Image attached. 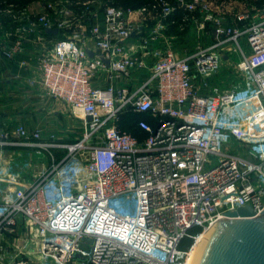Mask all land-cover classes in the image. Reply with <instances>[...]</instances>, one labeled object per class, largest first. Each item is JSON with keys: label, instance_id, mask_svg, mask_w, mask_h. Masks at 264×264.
I'll use <instances>...</instances> for the list:
<instances>
[{"label": "built area", "instance_id": "obj_1", "mask_svg": "<svg viewBox=\"0 0 264 264\" xmlns=\"http://www.w3.org/2000/svg\"><path fill=\"white\" fill-rule=\"evenodd\" d=\"M50 1L12 15L0 53L17 61L36 46L44 92L81 110L84 131L65 140L25 123L0 129V264H190L226 212L264 210V4L228 15L214 0H161L151 27L147 7L107 5L67 34L86 13ZM179 8L200 30L210 23L215 41L188 56L152 47L163 39L158 18ZM232 57L231 86L206 92L199 78ZM128 110L148 116L138 121L144 137L120 128ZM8 150L37 151L49 165L26 179L10 169Z\"/></svg>", "mask_w": 264, "mask_h": 264}, {"label": "crops", "instance_id": "obj_2", "mask_svg": "<svg viewBox=\"0 0 264 264\" xmlns=\"http://www.w3.org/2000/svg\"><path fill=\"white\" fill-rule=\"evenodd\" d=\"M243 7V3H239L234 8L240 10ZM137 39L134 36L131 41L136 42ZM35 47L31 45L20 54L19 62L10 61L0 53V63L6 62L0 64V128L12 129L18 123H25L30 128H40L44 136L54 134L65 139L68 132L74 131L70 128L76 127L75 120L67 122L68 104L44 92ZM29 79L35 83L31 85Z\"/></svg>", "mask_w": 264, "mask_h": 264}, {"label": "rangeland", "instance_id": "obj_3", "mask_svg": "<svg viewBox=\"0 0 264 264\" xmlns=\"http://www.w3.org/2000/svg\"><path fill=\"white\" fill-rule=\"evenodd\" d=\"M45 0H21L22 4H18L17 6L13 5L12 7H8L5 9V11H2L0 13V40H3L6 38V36H10L12 34L15 23L13 22L12 15L17 14L21 9L27 8L29 10L40 11V7L43 4ZM50 1V0H49ZM99 1V0H98ZM97 1V2H98ZM236 1V3H235ZM248 0H222L218 2V5H226L224 8V11L231 15L234 13L235 9L234 7L239 3H247ZM250 1V0H249ZM51 2V1H50ZM93 3L96 5L97 10L100 9L98 3ZM251 2H255L254 0H251ZM24 3V4H23ZM236 4V5H235ZM251 3L245 4L246 7H248ZM36 6V7H33ZM244 6V5H243ZM36 8V9H32ZM75 17H77V13L74 14ZM225 18L226 15L222 14ZM74 19V18H73ZM163 19L162 17H159L158 20ZM86 20V19H85ZM85 20L82 19V21L79 22H73L72 27L67 29V34H70L71 32H81L83 30V27L81 25H85ZM79 23V24H78ZM82 23V24H81ZM78 24V26H76ZM164 28L162 30V38H158L156 41L153 42V46L163 48L167 44H170L174 49L179 53L181 56H188L190 55L195 47L201 43L208 46L209 44L213 43L215 41V38L213 36L212 25L210 23H205V28L203 30H200V24L197 23H191L189 30L186 34L182 35H175V32L183 30V26H179L177 24H166L163 23ZM168 30L171 31L170 34H168ZM151 47V46H150ZM231 57V56H230ZM234 63V57L229 58L228 62H225L223 64V68L221 71L217 72L214 75H211L209 77H200L198 82H205L207 85L205 86L206 89H204L206 92H209L210 89H212L216 84H220L221 87H229L235 80L234 76H232L231 71V65ZM6 64L5 61H1L0 63ZM204 83V84H205ZM70 112L68 114V120L67 122H72V120H75L76 127H71L69 125H66L67 128L73 129L74 131L67 134L65 140H73L78 137H81L83 134V129L80 127L82 125L81 120L79 118H75L76 116L83 117V112L79 109H75L74 107H69ZM79 121V122H78ZM1 129V128H0ZM64 139V138H63ZM37 151H31L26 153V151H20V150H8L6 151V157L7 160L10 161V169L13 172H19L23 177L26 179H33L35 176L39 175V173L43 170L44 167L49 165V159L50 157L44 158V160H39V154H37ZM49 156V155H48ZM51 162V161H50ZM32 163V164H31ZM35 251V249H33Z\"/></svg>", "mask_w": 264, "mask_h": 264}, {"label": "water", "instance_id": "obj_4", "mask_svg": "<svg viewBox=\"0 0 264 264\" xmlns=\"http://www.w3.org/2000/svg\"><path fill=\"white\" fill-rule=\"evenodd\" d=\"M204 234L193 264H264V210L257 213L252 205L240 206Z\"/></svg>", "mask_w": 264, "mask_h": 264}, {"label": "trees", "instance_id": "obj_5", "mask_svg": "<svg viewBox=\"0 0 264 264\" xmlns=\"http://www.w3.org/2000/svg\"><path fill=\"white\" fill-rule=\"evenodd\" d=\"M100 2L98 3L100 9L97 10L96 6L89 5L88 8L87 6L83 5L82 2H79V0H69L68 6L73 9L76 13L78 14H84L89 11H98L99 18L101 19L103 17L104 10L107 5H114L117 7H123V8H132V9H137L140 7H147L148 10L146 12V25L148 27L153 26L157 22V16L160 14L163 4L161 0H99ZM171 3H175V0H168ZM216 2L222 1V0H214ZM255 2H251V0L247 1V3H256L257 5H262L264 4V0H254ZM18 4H22L21 0H0V13L2 11H5L6 8L10 6H17ZM24 4V3H23ZM250 5V4H249ZM22 10V9H21ZM20 10V11H21ZM89 10V11H88ZM186 11L183 8H179L176 12L172 13L171 15L167 16L165 19H161L164 23L166 24H177L179 26H183V30L175 32V35H182L186 34L189 30V27L191 25V16L192 14H186ZM186 16L187 20H183V17L181 16ZM85 22L86 24L90 27L92 23H94L97 19L95 17H90L86 13L85 15ZM173 26V25H171ZM168 34L171 33L170 30L167 31ZM48 36H50L53 39H59L63 38L64 35L62 33L56 35L52 32H46ZM142 118L148 119V116L143 113H138V112H133V111H126L121 115V119L119 121L120 128L122 130H127L135 135H138L140 137H144L145 133L141 131V129L138 127V121ZM200 229L196 228L194 232H199ZM193 243V239L191 238H186L183 241L182 247L187 248Z\"/></svg>", "mask_w": 264, "mask_h": 264}, {"label": "bare ground", "instance_id": "obj_6", "mask_svg": "<svg viewBox=\"0 0 264 264\" xmlns=\"http://www.w3.org/2000/svg\"><path fill=\"white\" fill-rule=\"evenodd\" d=\"M204 236H205V234L199 238V240H198V242H197V244H196L195 250H194L193 258H192L190 264H193V262H194V260H195V257H196V254H197V251H198V249H199V246H200L201 241H202V239L204 238Z\"/></svg>", "mask_w": 264, "mask_h": 264}]
</instances>
